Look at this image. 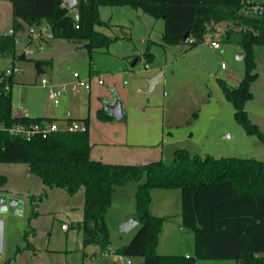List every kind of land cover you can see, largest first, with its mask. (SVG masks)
I'll return each mask as SVG.
<instances>
[{"label":"rangeland","instance_id":"1","mask_svg":"<svg viewBox=\"0 0 264 264\" xmlns=\"http://www.w3.org/2000/svg\"><path fill=\"white\" fill-rule=\"evenodd\" d=\"M98 15L100 21L107 25L95 26V30L112 40L107 47L89 54L83 46L84 42L52 39L42 50H37L35 44L30 45L29 48L34 51L31 58L51 59V66L43 74H37L32 61L16 62L20 72L14 75L10 90L13 107L21 103L32 117L54 113L60 128L66 125L64 120L68 110L70 118L72 115L88 116L92 129L96 130L100 122L97 112L103 111L116 96L124 118L115 122L124 126L126 120H131L138 130L156 131L159 128L169 142L152 149L146 148L145 160L137 166L156 161L170 162L173 151L179 148L201 157L264 162V144L256 136L247 134L234 120V108L224 98L218 83V80H224L229 86L236 87L246 72L241 47L223 39L226 22L210 27L204 40L189 48L183 43L164 45L163 20L154 19L140 10L128 6H101ZM11 24L10 2L0 0V34H7ZM26 31L17 34V54L23 51ZM212 40L219 43L220 49L210 46ZM137 57L140 62L131 67L128 59L132 61ZM255 59L257 78L250 85L252 98L244 104V110L264 134V48L256 49ZM10 63V59L0 57V69ZM159 71L162 81L146 92L147 74ZM73 73H77L79 78H73ZM41 79H50L51 85L65 89L58 104L48 98V89L40 84ZM99 79L102 80L101 85L97 83ZM77 80H88L89 91L79 87L77 92H73L71 84ZM0 176L5 178L0 184V201L5 202L0 204V264L8 259H11L10 264H127V260L130 264H143L141 257L127 258L116 253L138 229L121 232L118 224L123 214L133 209L134 213L136 211V182H130L114 192L111 206L105 214L109 246L101 249L98 245L84 247L82 244L79 223L83 218V190L70 196L62 189H45L40 179L29 173L25 164L0 163ZM44 190L46 196L37 201L33 209L34 202L30 201V197H37ZM157 198L156 195L154 201ZM33 210L35 217L32 216ZM62 225L68 229L62 231ZM184 231L191 232L185 228ZM25 233H28L30 248H25ZM185 238L183 235L184 249L181 251L192 249ZM159 243L156 249L159 255H177L175 253L179 252L163 250L161 246L169 243L165 237H161ZM17 248L21 249L18 253ZM196 264L238 263L234 260L200 259Z\"/></svg>","mask_w":264,"mask_h":264},{"label":"trees","instance_id":"2","mask_svg":"<svg viewBox=\"0 0 264 264\" xmlns=\"http://www.w3.org/2000/svg\"><path fill=\"white\" fill-rule=\"evenodd\" d=\"M11 5L13 34H0V57L15 61L29 60L37 74L51 66V60L27 57L16 53L17 34L30 26L47 25L52 39L84 42L90 54L107 47L112 40L95 26L100 21L101 6H128L154 19H162L164 45H179L188 33L189 48L199 45L209 28L226 22L223 39L239 45L243 52L246 72L236 87L218 80L224 98L234 108V120L247 134L264 144V134L253 124L244 110L252 98L250 85L255 73L256 49L264 48V10L250 17L241 13L245 0H77L69 9L60 0H7ZM264 5V0H260ZM78 16L75 21L73 16ZM147 54V53H146ZM3 69H0V76ZM12 87L13 77L7 78ZM11 90V88H10ZM102 121L112 119L104 111L97 112ZM72 120L68 119V122ZM51 123V118L14 117L10 91L0 94V123L30 125ZM84 132H53L46 137L30 140L0 131V163L25 164L29 173L38 177L45 189H62L68 195L84 191L83 218L79 223L83 246H109V231L105 214L111 206L117 188L137 183L135 216L138 229L116 251L117 254L141 257L143 264H196L197 260H234L238 264H264V162L254 159L201 157L186 149L173 151L170 162L156 161L144 165L106 164L90 159L88 120ZM5 178L0 176V184ZM178 190L180 192L181 224L194 235V254L159 255L156 252L158 235L165 218L148 213L151 192ZM46 192L31 196L33 209ZM32 216L36 212L32 211ZM27 234L25 248H30ZM21 249L17 248L16 253ZM11 259L2 264H10Z\"/></svg>","mask_w":264,"mask_h":264},{"label":"crops","instance_id":"3","mask_svg":"<svg viewBox=\"0 0 264 264\" xmlns=\"http://www.w3.org/2000/svg\"><path fill=\"white\" fill-rule=\"evenodd\" d=\"M50 43L51 41H48L46 42L45 45H49ZM26 45H27V39L24 47ZM38 59L51 60L45 58H38ZM128 61L131 62V59H128ZM16 62L17 61H15V63ZM10 65L12 64L10 63ZM153 75H155V73H149L147 74L146 78H150ZM161 81H162V75H161ZM13 83H14V78H13ZM114 92L117 93L116 90ZM105 107L102 110L106 113ZM66 111H67L66 112L67 117L64 120L65 124L69 123L68 119L72 121H83L84 119L88 120V134H89V142L91 146L90 159L94 161H101L106 164H119V165H133L137 163L136 165H138L143 160H145L146 148L157 147L159 144L169 143L166 140L164 131H161L159 128H157L156 131L154 129L138 130L134 128V122L131 120H126L124 126H121L120 124H118V122H115V119L112 118L107 121L100 120L99 124H97L96 130H93L88 116L84 117L83 115H72L73 117L70 118L71 116L70 111L68 110ZM144 113H142L141 115H143ZM27 115L29 117H32L28 113ZM161 115H162L161 121L164 126L163 110L161 112ZM171 117L173 119V114L171 115ZM34 118H38V117H34ZM41 118H51L52 122H54L57 125L58 118L55 117L54 113H52V115L44 114L42 115ZM122 118H124V113ZM161 129L163 130V128ZM168 134L172 136L170 132ZM136 187H137V183H136ZM136 189L137 188H135L134 190V195ZM156 195L158 198L154 201V197ZM148 213L155 217L165 218L162 224L161 231L159 233V239L156 249L159 247L160 244L159 242L161 237H165L169 240V243H167V246H161L163 250L164 249L172 250V251L176 250L179 252L175 254L183 255V256H192L194 254V235L191 232H185L181 224L180 192L178 190L152 191L150 195V202L148 205ZM129 216H135L134 209L129 213L123 214L122 217L118 219V224L120 225V223ZM137 227L138 225L135 226L133 229ZM61 230L66 231L64 229ZM183 235L186 236L185 239H187L189 243L188 245H190L192 249L188 248L185 249L184 251H181L184 249V247H182Z\"/></svg>","mask_w":264,"mask_h":264},{"label":"built area","instance_id":"4","mask_svg":"<svg viewBox=\"0 0 264 264\" xmlns=\"http://www.w3.org/2000/svg\"><path fill=\"white\" fill-rule=\"evenodd\" d=\"M66 6L65 4H63ZM264 10V5L260 2V0H245L242 1L241 13L244 16L254 17L260 15ZM74 20H78V16L75 14L73 16ZM9 34H13L12 29L9 30ZM26 39L27 45L23 48V54L27 57H31L34 54V51L30 49V45L35 44L37 50H42L46 44V42L52 40V34L47 25H39V26H30L26 31ZM17 37L15 42L17 41ZM210 46L214 49H220V45L218 42L212 40L210 41ZM20 72L16 63L9 65L8 67L3 69V72L0 76V94L2 91H10V85L7 82V78L14 77L15 74ZM73 78L78 79L79 76L77 73H73ZM97 83L99 85L102 84V80H98ZM40 84L48 89V98L53 101L54 104H58L60 98L62 97L65 89L62 87H56L50 84L49 80L41 79ZM79 87H82L86 92L90 89V82L88 80L80 81L71 84V90L73 92H77ZM12 114L14 117L28 116L26 110L23 109L21 104L16 106H12ZM0 131H6L10 135L15 137H20L24 140H30L35 135H40L42 137H46L47 135L58 132V131H67V132H84L86 131V125L82 121H71L65 125V127L60 128L54 122H40L36 124L23 125V124H14L10 127H5L0 123ZM61 229L66 230L67 226L62 225ZM121 262L122 259H119ZM127 264H130V260L126 261Z\"/></svg>","mask_w":264,"mask_h":264},{"label":"water","instance_id":"5","mask_svg":"<svg viewBox=\"0 0 264 264\" xmlns=\"http://www.w3.org/2000/svg\"><path fill=\"white\" fill-rule=\"evenodd\" d=\"M63 4L66 5L67 8L71 9L77 4V0H60ZM188 42V33H185L181 43L186 44ZM242 55H239V58H241ZM140 62V59L134 58L130 66L134 67L136 64ZM161 81V72H157L155 75H153L150 78H146L145 82L147 84L146 92H149L152 90L154 85L159 83ZM105 111L107 114H109L113 119L118 120L121 119L123 116L122 108L120 101L117 99V97L114 98V101L111 104L106 105ZM0 204H5L4 201H0ZM4 211V210H3ZM139 224L138 218L136 216H129L126 219H124L120 225L119 229L121 232H128L129 230L133 229L135 226ZM2 251V220L0 219V255Z\"/></svg>","mask_w":264,"mask_h":264}]
</instances>
